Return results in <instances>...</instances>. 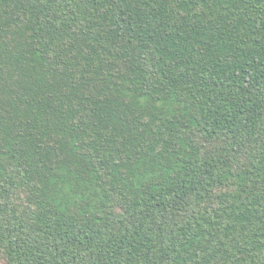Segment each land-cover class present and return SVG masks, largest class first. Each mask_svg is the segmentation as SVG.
Instances as JSON below:
<instances>
[{
  "label": "trees",
  "instance_id": "trees-1",
  "mask_svg": "<svg viewBox=\"0 0 264 264\" xmlns=\"http://www.w3.org/2000/svg\"><path fill=\"white\" fill-rule=\"evenodd\" d=\"M0 264H264V0H0Z\"/></svg>",
  "mask_w": 264,
  "mask_h": 264
}]
</instances>
